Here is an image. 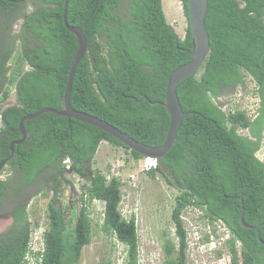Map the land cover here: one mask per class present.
I'll list each match as a JSON object with an SVG mask.
<instances>
[{
	"label": "trees",
	"instance_id": "obj_1",
	"mask_svg": "<svg viewBox=\"0 0 264 264\" xmlns=\"http://www.w3.org/2000/svg\"><path fill=\"white\" fill-rule=\"evenodd\" d=\"M26 14L23 28V59L10 75L5 53L0 62V101L13 89L16 104L0 110V163L11 172L0 180V205L6 196L42 181L47 198L41 264H77L82 247L91 241L92 222L87 205L104 203L101 229L125 247V264H139L138 235L134 215L126 220L119 210L121 181L93 168L100 142L128 150L134 159L143 155L129 149L104 130L73 117L43 112L23 125L26 138L19 140L20 119L35 111L63 108L68 71L78 48L76 36L66 27H81L87 50L77 63L69 91V104L116 126L150 147L163 144L169 126L164 107L169 73L191 57L195 47L188 21V0H179L187 20L179 36L165 16L162 0H35ZM15 3L0 0V10ZM205 24L210 51L199 69L176 86L183 112L175 141L155 168L178 194L171 219L177 245L163 240V264H187L186 232L180 218L187 207H197L211 221H220L230 232L231 262L264 264V162L255 156L264 130V0H207ZM248 76L258 97L256 116L245 110L224 111L221 94L244 87ZM5 83L7 86L3 89ZM247 129L248 134L238 133ZM70 160V172L84 183L76 200L63 205L62 188L71 184L63 160ZM1 170V171H2ZM51 175V177H50ZM47 176V177H46ZM50 178H49V177ZM16 193V192H15ZM34 195H13L7 211L12 224L0 233V264H23L32 227L28 204ZM80 207L73 217L67 207ZM102 264H116L111 260Z\"/></svg>",
	"mask_w": 264,
	"mask_h": 264
},
{
	"label": "rangeland",
	"instance_id": "obj_2",
	"mask_svg": "<svg viewBox=\"0 0 264 264\" xmlns=\"http://www.w3.org/2000/svg\"><path fill=\"white\" fill-rule=\"evenodd\" d=\"M162 5L167 8V12L164 11L167 21L173 25L179 36H183L187 20L180 1L162 0ZM245 78L244 87L238 86L233 90L223 92L220 96L219 102L228 103V107L232 111L236 110L240 101V109H243V106L246 107V104L244 105L246 99L249 98V101L254 99V83L248 76ZM14 98L15 92L12 89L8 101H13ZM238 133L247 135L248 130L238 129ZM262 135L264 136V133ZM144 158L136 160L125 148L102 141L94 156L93 168L103 174L116 173L123 179H126L129 174H134V182L131 181L128 185L123 186L124 196L119 210L122 215L128 216L131 208H136L134 217L138 235L139 264H163L162 243L165 237L171 238L177 245L171 212L178 191L168 184L158 172L149 175L142 171L141 165ZM67 177L71 184L65 185L61 193L60 200L63 205H66L69 195L80 194V186L84 183L82 179L71 172L67 173ZM44 182L38 183L37 187L32 186L30 189L24 190V193H34L28 206L30 221L45 218L47 198L42 193L40 194L39 190L32 192L35 188L44 187ZM10 183L13 193H15V180ZM73 203L67 207V216L73 217L75 209L80 207L79 201ZM10 207L11 197L6 196L0 205V233L12 224V219L7 212ZM103 208L104 203L100 200H92L87 205L92 222V237L90 243L82 247L80 260L77 264H102L108 259L116 264H125L124 245L114 236L105 234L101 229ZM180 218L186 232L187 264H233L227 242L231 234L220 221H211L197 207L185 208L181 212ZM238 264H242L241 261Z\"/></svg>",
	"mask_w": 264,
	"mask_h": 264
},
{
	"label": "water",
	"instance_id": "obj_3",
	"mask_svg": "<svg viewBox=\"0 0 264 264\" xmlns=\"http://www.w3.org/2000/svg\"><path fill=\"white\" fill-rule=\"evenodd\" d=\"M206 8H207V0H188V21H189L192 37L195 40V47L194 50L191 52L190 59L185 63L174 68L168 75L166 90H165V101L163 105L169 114V126L167 129L164 142L161 146L150 147L146 144H143L137 141L136 139H134L133 137H131L130 135H128L127 133L123 132L116 126L110 124L106 120L96 117L85 111L75 110L70 106L68 97L72 82V76L77 63L85 54L87 50V46L82 28L69 26L66 22L64 15V23L66 27L76 36L78 42V48L75 53L74 59L70 65V69L68 71V79L63 94V108L56 109L53 107H45L35 111L34 113L23 116L18 124V129L21 134V138L19 140L10 142L9 144V148L11 151L10 156H12L14 152V147H13L14 144L22 143L26 138V130L23 125L24 121L27 119H33L43 112H52L57 115L73 117L80 121L94 125L104 130L105 132L111 134L119 141H121L124 145H126L129 149L138 152L144 157L159 159L165 156V154L168 152V150L171 148V146L175 141L177 131L180 127L183 116L181 105L176 92V86L181 80L185 79L186 77H189L197 69L201 67V65L204 63L210 51L209 33L205 24ZM11 105L17 106L16 103L10 104L8 106ZM240 106H241V101L237 104L235 112H237L240 109ZM7 159L8 158L4 159L0 163V170H2V168L4 167ZM243 210L244 209L242 208V213L239 218L240 223L245 227L254 229L256 232L257 240L264 245V241L261 239L258 229L254 226H248L243 222Z\"/></svg>",
	"mask_w": 264,
	"mask_h": 264
},
{
	"label": "flooded vegetation",
	"instance_id": "obj_4",
	"mask_svg": "<svg viewBox=\"0 0 264 264\" xmlns=\"http://www.w3.org/2000/svg\"><path fill=\"white\" fill-rule=\"evenodd\" d=\"M11 3H15L14 6H12L9 10L3 12L0 10V62L3 60L5 53L8 54V58L5 59V67L8 68L6 71L7 75H10L12 71L14 70V67L17 66L18 58L22 56L23 49H24V42L23 39L27 38V33L25 32L23 25H24V18L26 14H30L35 10L36 7V1L35 0H10ZM23 59V68L24 70L28 69V63L25 61L24 57ZM7 86V83H5L3 89ZM4 90H1L0 96L2 95ZM10 102H16V96L13 99V101ZM8 101V98L6 100L0 101V110L2 108H5L6 106L12 104ZM7 170L0 171V180H7L8 177L11 175V172H6ZM2 175V176H1ZM47 177V176H46ZM49 177V176H48ZM51 177V175H50ZM49 177V178H50ZM32 186H36V183ZM31 186V187H32ZM47 184H45L44 187L35 188L32 190V192L38 191L41 194L42 190L46 189ZM31 187H28L30 189ZM37 187V186H36ZM24 190L27 189H20L17 190L16 193L12 194V196L16 194H25ZM64 187L62 188L61 193L63 192ZM76 193V192H75ZM28 194H31L30 192ZM79 197V193L71 194L68 197V200H76Z\"/></svg>",
	"mask_w": 264,
	"mask_h": 264
},
{
	"label": "built area",
	"instance_id": "obj_5",
	"mask_svg": "<svg viewBox=\"0 0 264 264\" xmlns=\"http://www.w3.org/2000/svg\"><path fill=\"white\" fill-rule=\"evenodd\" d=\"M254 86V84H253ZM254 88V87H253ZM253 100L249 101V98L246 99V107L243 106V110H245L246 115L250 118L253 119L256 116V108L258 106V97L254 95ZM220 100V98H219ZM250 104V105H249ZM228 103L222 104V109L224 111H230V108L228 107ZM264 133V130H263ZM263 136V135H262ZM255 156L264 162V136L261 138L260 141V146L255 152ZM157 164V159L151 158V157H145L143 164L141 165V170L146 172L147 170H150L152 168H155ZM63 165L64 167L70 171V160L68 158L63 160ZM112 176H115L120 179L121 181V191H122V197L121 201L123 199V186L128 185L131 181L134 182V174H129L126 179L121 178L119 175L116 173L113 174H105V177L107 180H109ZM78 177V176H77ZM79 178V177H78ZM134 185V184H133ZM121 201L119 203V206L121 204ZM135 211L136 208H131V211L129 215L125 216L122 215L126 220L129 219V216L133 214L135 216ZM45 217V216H44ZM135 220V217H134ZM38 223L35 224L30 232V237H29V242H28V248L24 256V262L23 264H41V259H42V252L44 251V233L48 229V221L46 218H41L37 221Z\"/></svg>",
	"mask_w": 264,
	"mask_h": 264
},
{
	"label": "crops",
	"instance_id": "obj_6",
	"mask_svg": "<svg viewBox=\"0 0 264 264\" xmlns=\"http://www.w3.org/2000/svg\"><path fill=\"white\" fill-rule=\"evenodd\" d=\"M174 1H176V0H174ZM163 6V11H166L167 12V8H166V6L165 5H162ZM167 19V18H166Z\"/></svg>",
	"mask_w": 264,
	"mask_h": 264
},
{
	"label": "clouds",
	"instance_id": "obj_7",
	"mask_svg": "<svg viewBox=\"0 0 264 264\" xmlns=\"http://www.w3.org/2000/svg\"><path fill=\"white\" fill-rule=\"evenodd\" d=\"M2 169H3V168H2ZM0 171H1V170H0ZM68 173H70V171H69ZM70 188H71V187H70ZM68 201H70V200H68ZM28 206H29V204H28ZM47 230H48V229H47ZM47 230H46V231H47Z\"/></svg>",
	"mask_w": 264,
	"mask_h": 264
}]
</instances>
